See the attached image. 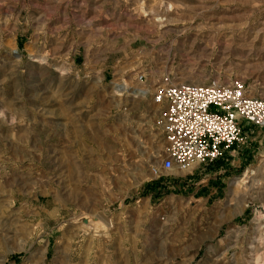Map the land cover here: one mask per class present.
<instances>
[{"label":"rangeland","instance_id":"obj_1","mask_svg":"<svg viewBox=\"0 0 264 264\" xmlns=\"http://www.w3.org/2000/svg\"><path fill=\"white\" fill-rule=\"evenodd\" d=\"M167 75L264 97V0H0V264H264V127L153 178Z\"/></svg>","mask_w":264,"mask_h":264},{"label":"built area","instance_id":"obj_2","mask_svg":"<svg viewBox=\"0 0 264 264\" xmlns=\"http://www.w3.org/2000/svg\"><path fill=\"white\" fill-rule=\"evenodd\" d=\"M143 81V74L137 75ZM241 78L226 82H176L164 76L155 84L152 102L158 105L155 123L165 147L158 163L150 165L153 178L174 169L238 153L250 127H264V97Z\"/></svg>","mask_w":264,"mask_h":264},{"label":"bare ground","instance_id":"obj_3","mask_svg":"<svg viewBox=\"0 0 264 264\" xmlns=\"http://www.w3.org/2000/svg\"><path fill=\"white\" fill-rule=\"evenodd\" d=\"M162 19V18H161ZM160 19V20H161ZM159 20V21H160ZM163 20V19H162ZM221 20V19H220ZM215 31V30H214ZM254 35V34H253ZM232 38V36L228 35V34H224V35H220L219 39L222 41V45L219 46L220 48V53L222 54L221 56L225 57L226 55L229 54H233V51L231 50L230 44L228 43V41ZM242 40L243 38L240 37ZM241 44V43H240ZM248 45V44H247ZM206 46V44H205ZM257 73V72H256ZM123 88V87H122ZM133 93L137 94L138 90H133ZM195 166H197V164H192L190 166H188L186 168V171H190L191 169H193Z\"/></svg>","mask_w":264,"mask_h":264}]
</instances>
